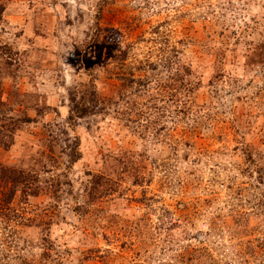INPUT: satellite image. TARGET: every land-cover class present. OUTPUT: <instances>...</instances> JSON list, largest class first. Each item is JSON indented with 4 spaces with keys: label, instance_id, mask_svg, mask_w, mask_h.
Wrapping results in <instances>:
<instances>
[{
    "label": "rangeland",
    "instance_id": "rangeland-1",
    "mask_svg": "<svg viewBox=\"0 0 264 264\" xmlns=\"http://www.w3.org/2000/svg\"><path fill=\"white\" fill-rule=\"evenodd\" d=\"M0 264H264V0H0Z\"/></svg>",
    "mask_w": 264,
    "mask_h": 264
}]
</instances>
